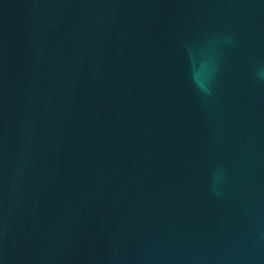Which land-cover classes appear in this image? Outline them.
<instances>
[{"label": "water", "instance_id": "95a60500", "mask_svg": "<svg viewBox=\"0 0 264 264\" xmlns=\"http://www.w3.org/2000/svg\"><path fill=\"white\" fill-rule=\"evenodd\" d=\"M0 264H264V0H0Z\"/></svg>", "mask_w": 264, "mask_h": 264}]
</instances>
